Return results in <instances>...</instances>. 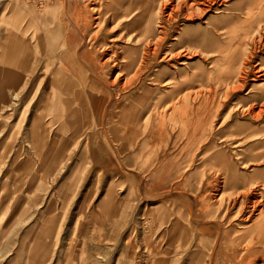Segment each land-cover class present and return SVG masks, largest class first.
I'll return each instance as SVG.
<instances>
[{
	"label": "rangeland",
	"instance_id": "1",
	"mask_svg": "<svg viewBox=\"0 0 264 264\" xmlns=\"http://www.w3.org/2000/svg\"><path fill=\"white\" fill-rule=\"evenodd\" d=\"M114 8L135 12L117 27ZM72 9L87 10L96 29L115 30L100 38L102 61L131 43L126 25L133 18L144 10L159 18L160 34L141 46L147 67L134 84L125 88L123 81L108 93L117 91L115 101L126 108L144 98L142 124L149 115L164 119L154 130L134 126L138 145L89 131L91 143H84L87 135L82 143L47 147L45 130L33 136L31 128L44 93L30 109L26 90L14 100V25L26 42L27 31L40 28L46 50L55 44L44 35L54 29L49 19ZM0 18V264H161L175 241L172 223H184L194 204L204 220L199 227L215 226L228 212L224 229L233 246L241 253L251 240L249 249L264 251V0H0ZM180 101L185 110L176 116ZM183 252L175 243L170 264ZM252 263L264 264V256Z\"/></svg>",
	"mask_w": 264,
	"mask_h": 264
},
{
	"label": "bare ground",
	"instance_id": "2",
	"mask_svg": "<svg viewBox=\"0 0 264 264\" xmlns=\"http://www.w3.org/2000/svg\"><path fill=\"white\" fill-rule=\"evenodd\" d=\"M30 1L31 0H28V2ZM54 4L57 5L56 3ZM57 8L59 9V7ZM95 8L93 10H95ZM100 8H102V6ZM136 11L140 12L141 9H137ZM134 12V10L114 8L112 16L117 27L121 26L123 18H131ZM2 13L4 14V12ZM2 13L1 17L4 18L5 16H2ZM11 13L9 12V14ZM20 16L23 17V14L21 13ZM9 18L7 17V19ZM19 19L20 18H18V20ZM99 19L101 20V17L95 18L94 20L99 21ZM157 19L159 18L157 17L155 10H148V12L144 10L137 17L133 18V20L126 25L129 32L127 41L131 43L135 42L138 46L133 48L130 46L131 43H122L125 47L123 49L119 47V49L116 48V50H114L118 54L113 60L102 58L106 61L101 60L102 52L100 49H105V46H100L102 45L100 38H103V35L112 32L114 33L115 30L112 29L108 33L106 28L99 27L96 29L97 27H94L95 23H93V19L87 10L84 12H73L72 9V11L68 10L66 13L57 14L56 17H51L49 19V25L53 26L54 29L52 28L47 31V33H44V35L49 36L53 44H55L54 46H48L46 50L41 41L43 32L40 28L37 27L31 31L27 29L26 42L25 39L18 38L24 36V29H19V26L17 25L18 23H15L16 25L13 24L14 27L17 26L19 29H17V34H15V36L12 34V66L16 71L13 74L14 77L12 81L16 93L14 100L15 102L19 101L23 92L26 90L28 97H31L33 94L32 100L29 103L30 109L33 101L34 104L37 103L38 95L41 94V91L44 93L43 104H45L42 107V113H40V104V107L38 106L35 108L34 111L36 114L34 118L31 119L33 136H35L36 132L42 128L45 130L44 132L47 134V141H50L49 143L51 145L69 146L75 143H82L83 138L87 135L84 143H91L93 141V132L102 134L111 131L114 134L119 135L117 136L120 137L119 141H124L128 145H138L139 138L134 134V126L142 128L143 125V128L145 127L146 130H150L153 128L155 129L154 125L156 126L158 124L157 128H161L165 122L164 119L162 117L159 118V116L154 117L149 115L147 121L142 124L145 114L140 112V110L148 109L144 98L138 101V103H140L138 108H136V106L126 108L123 104L124 101L120 103L115 101L114 95L117 94V91L114 93L113 98H109L108 95V93L113 94L111 89L113 86L115 87L117 84L122 85L123 81H126L125 88L134 84V81L138 80V77L142 74L143 69L147 67L146 64L148 62H146V55L143 56L141 46L147 40L157 37L156 33H158L159 30V28L156 27ZM22 20L23 18H21V21ZM0 23L3 24L2 22ZM60 24H63V27ZM22 26L23 25H21V27ZM139 26L141 31L136 34L135 30ZM28 28L33 29L34 27L31 28L29 26ZM58 28H60V31L59 34L56 35L55 31ZM121 38L123 39L122 36ZM1 43L3 51L6 50L8 40ZM155 44L158 46L161 43L159 40H156ZM111 50L112 49H110V51ZM44 53H48V57H43ZM113 54L115 55V53ZM115 70L116 72L118 70L119 73H117L115 79L111 81V74H115ZM39 72H41V74H39ZM6 73H8V71ZM25 74H27L26 81H24ZM134 74L135 78L129 80L127 76ZM38 80H40V83ZM180 104H184V102L180 101L178 107L173 106V109L171 108L176 116L183 115L185 110V106L181 105V107ZM119 109H121V112H117ZM127 111L130 112L129 115L126 114ZM89 131L92 133L88 134ZM122 133H124V135H122ZM125 133H127V137L125 136ZM148 138L153 139L151 135ZM117 139H106V142L108 141V144H111L112 142H117ZM45 145H43V147ZM230 180L231 177L228 176L226 181L230 182ZM256 205L257 204L254 205V209H256ZM194 206L191 208V213L188 216L185 215L186 218L184 223H180L178 220V222L172 223V237L175 238V241L167 250L165 249V252H163L161 264H170L168 257L171 255V248H173L175 243L180 244L182 249L184 248V252L176 254V259L174 263L171 261V264H241L242 261H246L252 256L254 259L249 264H256L252 262L258 259V257L260 260V257L264 256V251L262 252L253 248L249 249V244H252L251 240L245 242L247 244V249L241 250V253L239 252L240 249H236L233 246L236 241L235 238H232L231 240L229 238V236H231L229 230L224 229L228 212H225L224 217H219V219L217 216L215 217L218 220L214 222L215 226L199 227L198 225L202 222L204 223V220L197 219L199 209H196ZM201 206H206V201H203ZM209 206L213 207L211 205ZM218 211L219 209H217L216 213ZM242 211H245L244 206L239 208L238 213H241ZM179 217L182 218L183 214L180 213ZM195 217L196 219L193 220ZM262 217H264L263 213L260 215L258 222H261L260 220H262ZM193 222H195L194 225ZM247 233H250L249 230L246 231V234ZM211 239H216V243L211 241ZM257 243L258 242H255L254 244ZM228 245H231L232 250L228 249L225 253L224 250L225 248H228ZM156 256L158 255L156 254ZM207 257L208 260L206 261Z\"/></svg>",
	"mask_w": 264,
	"mask_h": 264
},
{
	"label": "crops",
	"instance_id": "3",
	"mask_svg": "<svg viewBox=\"0 0 264 264\" xmlns=\"http://www.w3.org/2000/svg\"><path fill=\"white\" fill-rule=\"evenodd\" d=\"M49 142H50V141H49ZM49 142H46V143H47V145H46L47 147H49V146L51 147V144H50ZM46 146H45V147H46Z\"/></svg>",
	"mask_w": 264,
	"mask_h": 264
}]
</instances>
